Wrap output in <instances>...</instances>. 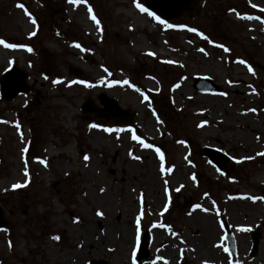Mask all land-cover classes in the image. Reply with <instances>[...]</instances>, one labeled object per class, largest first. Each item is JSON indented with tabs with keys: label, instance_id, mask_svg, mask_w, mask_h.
Segmentation results:
<instances>
[{
	"label": "rangeland",
	"instance_id": "1",
	"mask_svg": "<svg viewBox=\"0 0 264 264\" xmlns=\"http://www.w3.org/2000/svg\"><path fill=\"white\" fill-rule=\"evenodd\" d=\"M201 3L165 21L169 29L139 11L142 0H0V40L17 45L0 44V78L15 64L29 87L0 96V264H132L133 251L137 264L145 231L151 259L142 264H264V0ZM195 76L221 93L198 91ZM81 80L91 87L73 83ZM101 93L127 117L82 110L88 100L101 107ZM204 147L231 158L224 171ZM241 229L260 232L255 256Z\"/></svg>",
	"mask_w": 264,
	"mask_h": 264
},
{
	"label": "water",
	"instance_id": "2",
	"mask_svg": "<svg viewBox=\"0 0 264 264\" xmlns=\"http://www.w3.org/2000/svg\"><path fill=\"white\" fill-rule=\"evenodd\" d=\"M143 5L148 10L152 11L155 15L162 20H171L185 13H189L194 9H199L202 5L201 0H142ZM26 71L18 68L16 65H10L1 75L0 78V96L9 100L16 95L26 93L29 90L26 82ZM194 87L200 92L221 93L222 88L219 84L208 76H195ZM103 108H96L92 105L91 100L82 107L84 112H94L98 116H104L106 118H119L127 117L128 111L123 110L118 105L117 101L111 99L105 94L99 96ZM204 156L208 157L213 164L216 165L222 171L225 170L226 165L230 162V157L222 151L212 148L204 147L202 149ZM8 224V220L5 218L4 209L0 205V229ZM226 231L227 249L230 251L231 257L236 256V241L234 234L230 230V226L227 223L224 224ZM252 233V250L251 256H255L259 246L260 233L249 230ZM150 237L148 231L143 234L142 240L138 246V263L142 264L148 262L151 258L149 252ZM93 264H99L97 261H93Z\"/></svg>",
	"mask_w": 264,
	"mask_h": 264
},
{
	"label": "snow or ice",
	"instance_id": "3",
	"mask_svg": "<svg viewBox=\"0 0 264 264\" xmlns=\"http://www.w3.org/2000/svg\"><path fill=\"white\" fill-rule=\"evenodd\" d=\"M79 2H80V0H68V3H70V4H73V3H79ZM135 6L139 9V11H140L141 13H145V12H147V9L144 8V7H142L140 4H136ZM17 7H21V8H22L23 5L18 4ZM253 7H255V5H253ZM260 11H261V12H264V8H261ZM88 12H89V14H91V13H92V8L89 7V8H88ZM26 14H27V13H26ZM147 14H148L149 16H152L153 19L157 20L158 23L161 24V25H163L165 28H169V29H170V28H173V27H174L172 24L165 23L164 20H161L159 17L154 16V15H153L152 13H150V12H148ZM240 18H241V19H249V20H250V19H253V17H251V16H241ZM91 19L96 23L97 28H99V23H100V22L96 19V17H95L94 15H92V16H91ZM256 19H259V17H256ZM32 23L35 24V21L33 20ZM261 23H264V21H261ZM187 30H188L189 32H196V35L201 36V33L197 32L196 29H194V28H188ZM30 35H35V33H30ZM202 39L208 41L209 43H212V41L209 40L207 36H202ZM0 44H3V46H4L5 48H16V47H17L16 44L4 43L3 40H0ZM74 46H75L76 48H79L81 51H85V49L81 48V46H80L79 44H75ZM216 46H217V47H221V48H223V51H224V52H228V51H229V49H228L227 47H224L223 45H216ZM21 47H22V46H21ZM27 50H28L29 52L32 51L31 48H28ZM199 51L204 52V49H199ZM147 54H148L149 56L154 55V53H152V52H148ZM206 54H207V53H205V55H206ZM239 63H241V64H245V61L241 60V61H239ZM104 71L107 72L108 70L105 68ZM248 71H249V72H252L253 69H252L251 67H248ZM109 75H111V73H109ZM44 78L47 79L46 76H45ZM59 82H60V81H58V80H53V81H52L53 84H57V83H59ZM101 82L104 83V81H101ZM73 83H80V84H84L85 87H91V85L86 84V83H85L84 81H82V80H81V81H74ZM112 83H118V82H117V81H112V82L109 83V86H111ZM123 83H124V84H128L129 87H133V85L129 84V82H128L127 80H124ZM136 91H139V89H136ZM145 99H147V97H145ZM200 126H201V125H198V127H200ZM90 127H91V128H96L97 125L93 124V125H90ZM17 128H19V125H17ZM104 131H105V132H109V133H111V132H113V131H116V132H123L124 129H122V128H117V129L113 130V129H111V128H105ZM128 131H131V129H129ZM131 139L134 140V141H138L139 144H140L143 148H145V149L152 148V145H151V144L145 143V142H144L142 139H140V137L137 136L135 133L132 134ZM180 143H183V142L180 141ZM155 151H156V155L158 156V158H159V160H160V171L163 173V172L165 171V167H164V154L161 153V151H160L159 148H157ZM134 158H135V159H139V157H134ZM84 159H85V160H88L89 158H88L87 156H85ZM41 163H43V161H41ZM167 171H168V172H171V171H172V168H168ZM24 175H25L26 177H27V175H28V172H27L26 170H25V172H24ZM190 179L195 180L196 178H195V176L193 175L192 177H190ZM166 183H167V182L165 181V184H166ZM24 186H26V185H25V184H21V183H16V184H13V185H12V188H13V189H18V188H22V187H24ZM181 187H182V186H181ZM101 191H103V189H101ZM176 191L178 192V191H179V188H177ZM165 192H167V188H165ZM206 195H207V194H206ZM164 207H165V210H167L168 205L165 204ZM196 207H199V206H196ZM97 215H101V213H100V212H97ZM74 222H78V221H75V220H74ZM153 227H161V228H162V227H164V225H163V224H160V225H156V224H154ZM241 230H246V229H241ZM139 232H140V217L138 216V217L136 218V233H137L136 242H137V243H138V241H139ZM52 239H53V240H58L59 237L54 236V237H52ZM225 251H227V249H225ZM132 255H133L132 264H135V258H134V257H135V251H133V254H132Z\"/></svg>",
	"mask_w": 264,
	"mask_h": 264
},
{
	"label": "bare ground",
	"instance_id": "4",
	"mask_svg": "<svg viewBox=\"0 0 264 264\" xmlns=\"http://www.w3.org/2000/svg\"><path fill=\"white\" fill-rule=\"evenodd\" d=\"M261 207H262V205H261ZM241 219L244 220V217L242 215H241ZM195 220L197 221V223H201V221H205V222L209 223L210 218L206 214L203 215L200 213H196ZM80 255H83V254L81 253Z\"/></svg>",
	"mask_w": 264,
	"mask_h": 264
}]
</instances>
